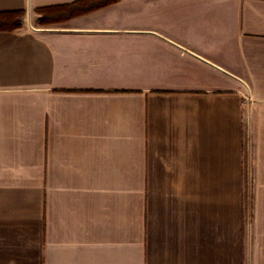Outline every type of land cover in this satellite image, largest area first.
Here are the masks:
<instances>
[{"label": "crops", "instance_id": "obj_1", "mask_svg": "<svg viewBox=\"0 0 264 264\" xmlns=\"http://www.w3.org/2000/svg\"><path fill=\"white\" fill-rule=\"evenodd\" d=\"M0 264H264V0L0 31Z\"/></svg>", "mask_w": 264, "mask_h": 264}, {"label": "trees", "instance_id": "obj_2", "mask_svg": "<svg viewBox=\"0 0 264 264\" xmlns=\"http://www.w3.org/2000/svg\"><path fill=\"white\" fill-rule=\"evenodd\" d=\"M114 1L117 0H78L63 5L39 7L36 12L40 14V24L49 25L69 20ZM26 14L25 10L0 11V31H13L22 27Z\"/></svg>", "mask_w": 264, "mask_h": 264}, {"label": "rangeland", "instance_id": "obj_3", "mask_svg": "<svg viewBox=\"0 0 264 264\" xmlns=\"http://www.w3.org/2000/svg\"><path fill=\"white\" fill-rule=\"evenodd\" d=\"M39 17H40V14H38L37 12L35 13V11L34 12L31 11L30 14L28 13L26 14L23 23H25L27 27L43 26L42 24H40Z\"/></svg>", "mask_w": 264, "mask_h": 264}]
</instances>
